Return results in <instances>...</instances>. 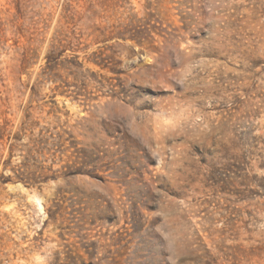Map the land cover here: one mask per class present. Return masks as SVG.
I'll use <instances>...</instances> for the list:
<instances>
[{
  "label": "rangeland",
  "instance_id": "obj_1",
  "mask_svg": "<svg viewBox=\"0 0 264 264\" xmlns=\"http://www.w3.org/2000/svg\"><path fill=\"white\" fill-rule=\"evenodd\" d=\"M0 264H264V0H0Z\"/></svg>",
  "mask_w": 264,
  "mask_h": 264
},
{
  "label": "trees",
  "instance_id": "obj_2",
  "mask_svg": "<svg viewBox=\"0 0 264 264\" xmlns=\"http://www.w3.org/2000/svg\"><path fill=\"white\" fill-rule=\"evenodd\" d=\"M53 59H54L53 57H49L48 63H50L51 60H53ZM103 62L104 61H100V62L97 61V64H99L100 66H103L102 65ZM70 138H73V137H70ZM71 144L73 147L78 146V143L76 141H71ZM39 145H43V142L39 141ZM29 153H30V155H32V150H29ZM25 168H26V170H24V171L19 170L18 180L20 182H23L26 186H28V187L34 186L39 182V180L43 179V177H44L43 175L38 177L37 174L39 173V171L43 172L45 169L44 167H37L36 166L35 168L39 170L38 172L35 169H34V171H30L29 165H25ZM64 169H67V172L64 174V176L66 178H69V177L76 175V172H75L76 171L75 170L76 165L75 164L73 166L67 164L66 166L63 167V170ZM48 170H50V169H48ZM52 178L56 179V178H58V176L54 175V177H52Z\"/></svg>",
  "mask_w": 264,
  "mask_h": 264
}]
</instances>
